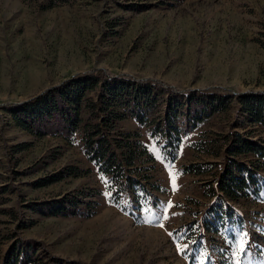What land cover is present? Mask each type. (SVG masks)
<instances>
[{
    "label": "rangeland",
    "instance_id": "374dc122",
    "mask_svg": "<svg viewBox=\"0 0 264 264\" xmlns=\"http://www.w3.org/2000/svg\"><path fill=\"white\" fill-rule=\"evenodd\" d=\"M93 68L171 86L170 96L183 103L172 124L175 148H163L164 138L153 132L163 101L141 125L130 111L116 122V131L137 134L152 160L135 162L148 168L145 192L133 186L114 201L108 178L83 155L80 131L70 142L37 138L10 115L15 105ZM262 91L264 0H0V263L14 239L29 264H209V255L211 264H226L224 241L237 233L264 247L257 231L264 228V167L256 172V195L206 212L216 193L210 179L222 170L221 136L236 131L264 141V128L249 123L236 100ZM210 94L233 98L193 126L188 98ZM159 97L166 99L164 92ZM68 166L81 174L49 181ZM68 197L85 213L51 215L49 207ZM167 201L172 207L157 206ZM26 238L35 243L28 247ZM254 252L239 253L241 264H260Z\"/></svg>",
    "mask_w": 264,
    "mask_h": 264
},
{
    "label": "trees",
    "instance_id": "16d2710c",
    "mask_svg": "<svg viewBox=\"0 0 264 264\" xmlns=\"http://www.w3.org/2000/svg\"><path fill=\"white\" fill-rule=\"evenodd\" d=\"M160 92L165 93L166 99L159 97ZM174 92L171 86L162 88L160 83L150 79H124L111 76L102 68H93L63 79L15 105L10 115L15 126L37 138L58 136L70 142L74 133L80 131L83 155L99 174L108 178L106 190L114 201L120 193L133 186L145 192L141 181H147L149 176L142 172L148 168L137 167L135 162L141 161L142 156L144 160L141 163L152 160L145 145L136 141L137 134L116 131V122L124 119L126 112L130 111V116L141 125L145 121V113L163 101V113L156 120L153 132L164 138L163 148H175L178 132L172 124L183 103L170 96ZM231 98L233 95L210 94L206 99L191 96L187 101L186 115L194 126L211 114L224 110ZM236 100L248 122L264 128V91L245 92L237 95ZM121 107L119 111L117 108ZM82 115L86 116L85 119ZM243 135L233 131L221 136L224 141L222 170L217 177L210 179L216 193L211 192L210 195L215 197L206 212L218 202L225 201L224 207H228L227 202L256 195L258 191L259 176L256 172L264 167V141L253 142L246 134ZM246 154L254 158L239 159ZM79 174L81 171L75 166H68L49 181ZM77 203L75 197H68L65 203L55 201L49 210L51 215H82L85 212L76 207ZM23 241L28 243V247L35 243L30 238ZM29 263L19 240L14 239L3 253L0 264Z\"/></svg>",
    "mask_w": 264,
    "mask_h": 264
},
{
    "label": "snow or ice",
    "instance_id": "6c2138e0",
    "mask_svg": "<svg viewBox=\"0 0 264 264\" xmlns=\"http://www.w3.org/2000/svg\"><path fill=\"white\" fill-rule=\"evenodd\" d=\"M149 135L154 137L155 134L150 133ZM157 159L160 162L165 163V166H169L171 164V161H169L166 156L157 157ZM172 184H173V189H175V178L174 177L172 179ZM245 191H247V188H245ZM160 203H167L168 207H172V204L170 201L158 202L157 206H159ZM165 219H167V216H165ZM160 226L163 227V225H160ZM257 231H259L260 234L264 235V228H259V229H257ZM170 235H172V233H170ZM246 237H250V233H244L243 235L237 233L232 238L231 241L225 239L224 242H225V245L227 246L225 250L228 252V256L226 257V264H232V256L233 255H237L236 264H241V262L238 258L239 253L247 254L253 248H255V252L253 254L259 253V255L261 256L260 264H264V247L254 246L253 243L251 242V240L246 239ZM188 251H191L190 246L186 249L185 255H187ZM208 261H209V264H211V256L210 255L208 257ZM201 264H203V262H201Z\"/></svg>",
    "mask_w": 264,
    "mask_h": 264
}]
</instances>
